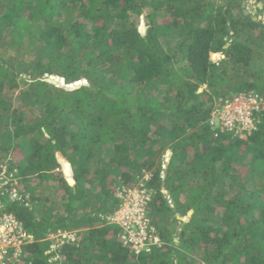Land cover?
<instances>
[{
  "label": "trees",
  "instance_id": "16d2710c",
  "mask_svg": "<svg viewBox=\"0 0 264 264\" xmlns=\"http://www.w3.org/2000/svg\"><path fill=\"white\" fill-rule=\"evenodd\" d=\"M249 1L0 0V157L28 205L0 201L36 240L19 264H264V110L247 138L210 122L264 98V0ZM146 173L165 244L136 257L102 216ZM60 229L81 241L50 252Z\"/></svg>",
  "mask_w": 264,
  "mask_h": 264
},
{
  "label": "built area",
  "instance_id": "2783aa9c",
  "mask_svg": "<svg viewBox=\"0 0 264 264\" xmlns=\"http://www.w3.org/2000/svg\"><path fill=\"white\" fill-rule=\"evenodd\" d=\"M61 81V86L65 88L78 85V82L72 85L66 84L64 80ZM263 110L264 98L261 95L255 92L240 93L232 100L224 101L213 113L214 117L218 111L221 112L218 121L210 122L216 129L229 131L234 137L247 138L256 130L257 115ZM9 161L10 158L0 157V192L8 195L12 202L27 203L28 197L21 194L17 187L16 171L9 168ZM163 167L164 171L166 167ZM151 178L152 174L146 173L133 188H119L116 193L121 200L119 209L106 217L102 216L106 225L118 227L119 242L136 257L145 253L151 254L153 250L165 244L150 217V205L157 194L155 189L147 186ZM161 178H165L164 172L161 173ZM162 192L164 193V190ZM81 233L82 230L60 229L50 234L44 241L51 242L50 252L54 253L64 245L79 243ZM35 242V238L28 233L22 222L6 211L0 201V264H19L25 255V248Z\"/></svg>",
  "mask_w": 264,
  "mask_h": 264
},
{
  "label": "rangeland",
  "instance_id": "374dc122",
  "mask_svg": "<svg viewBox=\"0 0 264 264\" xmlns=\"http://www.w3.org/2000/svg\"><path fill=\"white\" fill-rule=\"evenodd\" d=\"M256 6H259V8L260 7H262V5L259 3V4H256V2L254 1V0H250L249 1V4H247L246 5V7H247V9L248 10H252V9H254ZM263 20H264V14L262 15V17H261ZM145 21H143L142 23H141V26H140V28H141V30H142V32H145L146 31V27H145ZM222 58V55L221 54H217V56L216 57H214V55H212V59L214 60V61H217V60H220ZM55 78H57V77H55ZM50 79H52V77H49L48 78V81L50 82V83H52V84H58V82H55V81H53V80H50ZM57 79H59V78H57ZM62 82V81H61ZM82 83H80L79 85H75L74 87H70L69 89H67V90H76V89H78V88H80V87H82L83 85H86L87 84V82L85 81V80H82L81 81ZM65 83V82H64ZM72 88V89H71ZM17 93H19V91L17 92ZM17 104H18V100H16L15 101ZM24 110H27V107H25L24 108ZM221 113V112H220ZM220 113H219V111L217 112V114H215L214 115V117L211 119V121L213 122V120L214 121H218V119H219V116L218 115H220ZM217 115V116H216ZM170 157H171V152H170V150L169 151H167V152H165L164 153V155H163V158H162V162H161V167H162V169H164V167L163 166H165L166 168H167V165H168V163H169V161H170ZM159 160V162H160V158H158L156 161H158ZM190 216H191V214L189 213V214H187L186 216H184V217H182V220L184 221V220H189L190 219ZM178 241V240H177ZM57 259V258H56Z\"/></svg>",
  "mask_w": 264,
  "mask_h": 264
},
{
  "label": "water",
  "instance_id": "95a60500",
  "mask_svg": "<svg viewBox=\"0 0 264 264\" xmlns=\"http://www.w3.org/2000/svg\"><path fill=\"white\" fill-rule=\"evenodd\" d=\"M244 7L246 6V4L244 3V5H243ZM245 13H247V12H245ZM214 55H216V54H214ZM75 85H73L72 87H74ZM70 87H68V88H66V89H69ZM72 89V88H71Z\"/></svg>",
  "mask_w": 264,
  "mask_h": 264
},
{
  "label": "clouds",
  "instance_id": "9594fccd",
  "mask_svg": "<svg viewBox=\"0 0 264 264\" xmlns=\"http://www.w3.org/2000/svg\"><path fill=\"white\" fill-rule=\"evenodd\" d=\"M217 55V54H216ZM51 80H53V79H51ZM59 80V79H58ZM58 82H60V80L58 81ZM80 82V81H79ZM77 83V82H76ZM58 84H61V82L60 83H58ZM75 84V83H74ZM73 85V84H72ZM65 88V87H64ZM261 114V113H260Z\"/></svg>",
  "mask_w": 264,
  "mask_h": 264
}]
</instances>
